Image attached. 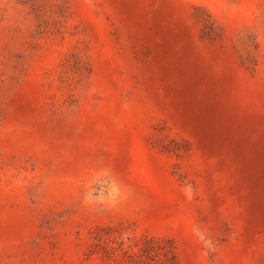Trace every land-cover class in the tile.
<instances>
[{
  "label": "rangeland",
  "instance_id": "1",
  "mask_svg": "<svg viewBox=\"0 0 264 264\" xmlns=\"http://www.w3.org/2000/svg\"><path fill=\"white\" fill-rule=\"evenodd\" d=\"M165 261L264 264V0H0V264Z\"/></svg>",
  "mask_w": 264,
  "mask_h": 264
},
{
  "label": "trees",
  "instance_id": "2",
  "mask_svg": "<svg viewBox=\"0 0 264 264\" xmlns=\"http://www.w3.org/2000/svg\"><path fill=\"white\" fill-rule=\"evenodd\" d=\"M142 249L144 253L148 256L151 255L152 253L157 252L155 249H153V247H150V246H144ZM165 256L168 257L169 255L165 253ZM163 264H175V263L165 261Z\"/></svg>",
  "mask_w": 264,
  "mask_h": 264
}]
</instances>
